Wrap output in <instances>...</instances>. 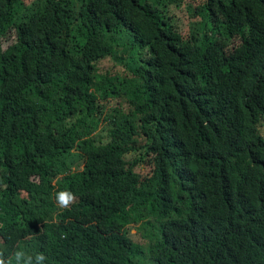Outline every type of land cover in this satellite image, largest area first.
Wrapping results in <instances>:
<instances>
[{"label":"trees","instance_id":"obj_1","mask_svg":"<svg viewBox=\"0 0 264 264\" xmlns=\"http://www.w3.org/2000/svg\"><path fill=\"white\" fill-rule=\"evenodd\" d=\"M15 1L0 0L5 257L264 264V0H42L23 20Z\"/></svg>","mask_w":264,"mask_h":264},{"label":"rangeland","instance_id":"obj_2","mask_svg":"<svg viewBox=\"0 0 264 264\" xmlns=\"http://www.w3.org/2000/svg\"><path fill=\"white\" fill-rule=\"evenodd\" d=\"M38 1H42V0H16L14 2L13 8L16 9L17 12V20H23L25 18V16L27 15V13L29 12L30 7L38 2ZM45 1V0H43ZM72 4V12H74V14H77V12L79 11L80 7L83 4V0H71ZM182 10V14L180 15L182 17V21L186 26V23H188L189 25H191L193 22H197L196 20H193V16L192 13L190 11H188L184 6L180 7ZM186 22V23H185ZM14 34H12L13 36ZM118 38V36H116V39ZM118 42L120 44L123 43L122 39H119ZM260 130L262 132V134L264 135V124L260 126ZM95 137H97L98 142L100 141H106L107 140V130H106V126L102 125L101 128L98 130V132L95 134ZM72 155H74L75 158L79 160H81V153L78 150H74L72 152ZM55 223L54 220L47 222L44 227H51L53 224ZM135 230H132V233L135 234ZM138 239L141 244H143V247L145 248V250L147 251V253L150 255V248L152 245V242H147L144 241L140 238H136Z\"/></svg>","mask_w":264,"mask_h":264},{"label":"clouds","instance_id":"obj_3","mask_svg":"<svg viewBox=\"0 0 264 264\" xmlns=\"http://www.w3.org/2000/svg\"><path fill=\"white\" fill-rule=\"evenodd\" d=\"M55 201L60 208H68L74 201L73 193L59 191L55 194ZM48 257L43 252L29 253L24 250H15L10 257H5L4 251L0 250V264H45Z\"/></svg>","mask_w":264,"mask_h":264}]
</instances>
